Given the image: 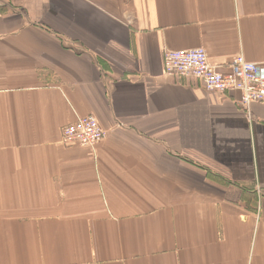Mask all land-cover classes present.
Returning a JSON list of instances; mask_svg holds the SVG:
<instances>
[{"label": "crops", "instance_id": "crops-1", "mask_svg": "<svg viewBox=\"0 0 264 264\" xmlns=\"http://www.w3.org/2000/svg\"><path fill=\"white\" fill-rule=\"evenodd\" d=\"M0 4V264H264V103L164 68L264 74V0Z\"/></svg>", "mask_w": 264, "mask_h": 264}, {"label": "built area", "instance_id": "built-area-1", "mask_svg": "<svg viewBox=\"0 0 264 264\" xmlns=\"http://www.w3.org/2000/svg\"><path fill=\"white\" fill-rule=\"evenodd\" d=\"M164 68L168 74L201 80L208 92L238 91L246 108L255 102L264 103V74L257 63L248 61L242 54L234 58L231 70L224 73L210 62L204 47L168 49L164 52ZM106 136V130L94 115L80 117L63 128V141L69 146L94 147Z\"/></svg>", "mask_w": 264, "mask_h": 264}, {"label": "rangeland", "instance_id": "rangeland-1", "mask_svg": "<svg viewBox=\"0 0 264 264\" xmlns=\"http://www.w3.org/2000/svg\"><path fill=\"white\" fill-rule=\"evenodd\" d=\"M63 133V132H62ZM63 143H64V141H63ZM65 144V143H64ZM67 146H69V145H67Z\"/></svg>", "mask_w": 264, "mask_h": 264}]
</instances>
